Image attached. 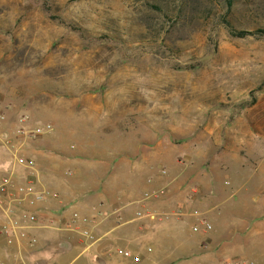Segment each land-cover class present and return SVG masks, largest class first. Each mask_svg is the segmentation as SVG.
I'll return each mask as SVG.
<instances>
[{"label": "rangeland", "instance_id": "rangeland-1", "mask_svg": "<svg viewBox=\"0 0 264 264\" xmlns=\"http://www.w3.org/2000/svg\"><path fill=\"white\" fill-rule=\"evenodd\" d=\"M0 113L7 131L21 113L51 123L41 139L68 158L62 176L77 161L86 189L111 191L112 225L130 226L84 252L76 230L44 227L57 234L44 264H119L118 248L146 264H264V0H0ZM204 174V205L138 217L139 201L175 195L173 177L182 191ZM195 210L209 231L192 230Z\"/></svg>", "mask_w": 264, "mask_h": 264}, {"label": "crops", "instance_id": "crops-1", "mask_svg": "<svg viewBox=\"0 0 264 264\" xmlns=\"http://www.w3.org/2000/svg\"><path fill=\"white\" fill-rule=\"evenodd\" d=\"M17 118V116H16ZM15 118V121L13 123V128H17V120ZM32 119H29V121L26 123L27 127H33L36 124L35 121ZM7 127V123L4 121H0V129ZM51 145L50 148H42V145L44 144ZM160 144V142H159ZM59 143L53 142V140L50 141V138L47 140L41 139L40 137L36 138H30L27 139L24 143V148L22 150L23 154L26 156L31 157L35 161V169H36V176H30L29 170L23 167H18L17 171L15 173V181L17 183H24L28 180V178H34L35 183L37 186L45 188L51 192H54L57 194V197H48L43 202H39L37 204V209L41 210L47 220L51 221V227H54L55 229L59 231H71L75 228L70 227V217L74 211L78 212L81 216H85L89 218L90 220H94L96 222V227L94 229L96 234H99L98 231L102 227H106V230L102 232L98 237H96V241H98L103 236L110 235L113 238H115L117 235L123 233L125 229L129 228L130 226H125V223L127 221H124L122 223H117L116 225H112L114 220L110 217L109 212L107 211L106 202H109L108 197L111 194V191L108 190H95L94 188H88L86 189V185H82V182H79L78 177V167L77 161H72V165L74 166V170L72 173L71 178H64L61 174V166L68 163V158H62L59 154H55V152H59ZM8 153L5 150H2L0 148V162L4 161L7 158ZM146 158V157H145ZM147 160V159H146ZM147 164V161H146ZM2 172L0 171V174ZM205 175V183L202 185H190L187 186L185 190L177 191L180 187L181 181L183 182L182 175H178L176 177H173L174 180L172 183V186L170 188V191L172 193L174 192L175 195L170 194V196L166 199H159V200H152L150 202L143 201L141 203V207H145L147 211L154 212L155 210L160 209L161 207H165L169 205L172 201H175L179 203V205L183 206L186 203L193 206H202L206 203L207 196L205 197L202 195L200 197H197V195H201L205 192V190H209V192H212V188H210L211 181L213 179V176L210 178L208 174ZM161 175H156L154 179L149 182V188L146 190H153L157 189L158 185L162 182ZM171 179V180H172ZM150 181V180H149ZM145 190V192H147ZM110 198V197H109ZM108 204V203H107ZM114 206V203H109V206ZM115 210L120 211V207H117ZM113 211V210H112ZM118 211V212H119ZM124 213H130V208H124ZM158 214V213H156ZM193 214V213H192ZM138 217H146V216H138ZM140 218V219H141ZM148 219V218H146ZM149 220L153 221L154 219ZM264 222V221H263ZM56 224V226H55ZM112 226V227H110ZM125 226V227H124ZM110 227V228H109ZM140 227V226H139ZM44 227H38L33 228L30 230V234L35 235L38 239L37 244L30 248L27 246L23 247V255L28 264H44V258L49 256V249L53 246L52 249L56 251L57 244H53V241L56 239L57 234H51L47 230H41ZM108 228V229H107ZM119 229V231L116 234H110L111 229ZM141 228V227H140ZM242 228V227H239ZM239 228H235V231ZM102 230V229H101ZM55 236V238H53ZM65 236V235H64ZM240 238L239 233L236 231L235 235L228 238L229 243L232 245H235V247H239L237 240ZM66 243H67V236H65ZM64 239V240H65ZM206 239L209 242L213 241V235H207ZM59 245L58 246H65V241L58 240ZM57 241V242H58ZM96 241L94 243H96ZM90 244L88 247L83 246L81 249V252H84L86 250H89L93 244ZM55 245V246H54ZM15 246H4L0 243V261L2 262H8L9 264H13L16 262V258L13 255V252L15 250ZM94 250H97V247L94 246ZM94 250L92 251V257L95 262H97L98 254ZM139 254L141 257V253L133 252V255ZM228 254V253H226ZM143 257V256H142ZM124 259L121 260L119 264H146L147 258H150V254H146V257L143 258V260L139 262L133 261V256H130L129 260H126V255L123 257ZM1 262V264H2Z\"/></svg>", "mask_w": 264, "mask_h": 264}, {"label": "built area", "instance_id": "built-area-1", "mask_svg": "<svg viewBox=\"0 0 264 264\" xmlns=\"http://www.w3.org/2000/svg\"><path fill=\"white\" fill-rule=\"evenodd\" d=\"M4 118L0 113V121ZM28 113H21L17 117V128L13 131L0 129V148L5 150L8 155L4 161L0 162V234L4 237L8 246H15L13 255L16 262L13 264H28L23 255V247H34L38 241L35 235L30 234V230L38 227L50 226L51 221L47 220L44 213L37 209V204L43 202L48 197H57V194L36 185L34 178H28L24 183L15 181V173L18 167L29 170L30 176H36L35 161L23 154L24 143L27 139L40 137L52 129L51 123L27 127L29 121ZM153 193V192H152ZM150 195H146L148 197ZM199 217L198 223L192 226L193 231L207 232L211 229V224L201 218L202 214L198 211L193 212ZM138 216H146L156 219L159 214L146 211L137 213ZM70 227L82 237L86 247L96 241L94 229L96 222L85 216H81L74 211L70 217ZM150 250V248H148ZM120 255L133 256L134 262H139V254L133 255L128 249L118 248ZM2 264H9L2 262ZM221 264H253L245 258H234L224 255Z\"/></svg>", "mask_w": 264, "mask_h": 264}, {"label": "trees", "instance_id": "trees-1", "mask_svg": "<svg viewBox=\"0 0 264 264\" xmlns=\"http://www.w3.org/2000/svg\"><path fill=\"white\" fill-rule=\"evenodd\" d=\"M233 35H237V36H244V35H247V34H253L252 31H248V30H241V31H232Z\"/></svg>", "mask_w": 264, "mask_h": 264}]
</instances>
